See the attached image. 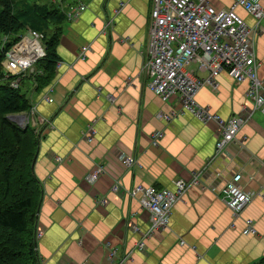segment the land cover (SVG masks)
<instances>
[{
  "label": "crops",
  "instance_id": "obj_1",
  "mask_svg": "<svg viewBox=\"0 0 264 264\" xmlns=\"http://www.w3.org/2000/svg\"><path fill=\"white\" fill-rule=\"evenodd\" d=\"M151 1H54L64 11L78 4L85 9L65 21L50 84L40 93L34 81L26 85L32 109L22 116L41 138L33 171L42 189L36 214L42 264H264V114L254 113L237 140L215 156L216 125L179 113L177 99L164 103L147 87ZM210 1L216 8L231 2ZM236 12L255 25L246 11ZM258 26L254 49L264 80V21ZM187 70L199 79L208 75L197 64ZM217 83L215 92L202 88L196 101L227 120L247 106V84L235 85L224 71ZM170 110L177 112L170 123L157 118ZM154 132L163 133L155 148ZM122 155L135 164L125 167ZM97 167L104 173L91 184L86 176ZM196 173L198 185L188 188L168 227L140 252L134 227L145 230L149 215L128 192L137 185L171 190L172 182L189 183ZM238 173L251 200L234 217L221 190ZM245 220L253 222L255 235Z\"/></svg>",
  "mask_w": 264,
  "mask_h": 264
},
{
  "label": "built area",
  "instance_id": "obj_2",
  "mask_svg": "<svg viewBox=\"0 0 264 264\" xmlns=\"http://www.w3.org/2000/svg\"><path fill=\"white\" fill-rule=\"evenodd\" d=\"M230 1L226 8H216L210 0H152L148 59L144 63L147 87L162 102L167 103L175 98L180 104L179 113L189 114L202 124L216 125L215 156L237 140L238 133L254 113L264 114V80L258 74L260 64L254 49L256 37L260 34L258 24L264 21V7L260 0ZM238 8L254 18V26L247 25L237 14ZM84 9L83 4L73 6L66 13L67 19L75 20ZM28 33L31 39L23 37L6 54L3 62L6 72L15 75L32 71L34 64L45 56L42 36L36 32ZM85 51L87 48L82 47L81 58ZM191 64H197L199 70L206 71L207 77H194L187 70ZM222 71L235 85L247 84V106L227 120L196 101V95L202 88L214 92L218 89L217 77ZM107 99L112 103L114 101L111 96H107ZM45 100L51 102L48 98ZM176 115V111L170 110L159 113L157 118L170 123ZM162 137V132H154L151 146L158 147ZM86 141L91 143V136H86ZM56 160L60 162V158ZM120 160L127 168L135 164L131 157L125 155L120 156ZM103 173V168L97 167L86 176V180L93 184ZM198 177L197 173L194 174L189 183L176 180L172 182L171 190L137 185L128 192L149 215L145 230L134 227V232L140 236L136 244L140 252L144 251L146 240L168 227L173 206L183 200L189 187L198 185ZM241 179V174L233 175L221 190L222 201L234 217L251 200V195L240 186ZM112 191L119 192L118 186H113ZM245 226L250 235H255L251 220H245ZM40 236L41 232L36 230V238ZM112 252L110 250V255H113Z\"/></svg>",
  "mask_w": 264,
  "mask_h": 264
},
{
  "label": "trees",
  "instance_id": "obj_3",
  "mask_svg": "<svg viewBox=\"0 0 264 264\" xmlns=\"http://www.w3.org/2000/svg\"><path fill=\"white\" fill-rule=\"evenodd\" d=\"M54 1L0 0V264H42L36 238L42 189L33 171L41 138L36 129L21 128L9 117L32 109L27 82L34 81L40 93L52 81L56 47L74 6L64 11ZM28 31L42 36L45 56L32 71L10 74L3 66L6 54Z\"/></svg>",
  "mask_w": 264,
  "mask_h": 264
},
{
  "label": "rangeland",
  "instance_id": "obj_4",
  "mask_svg": "<svg viewBox=\"0 0 264 264\" xmlns=\"http://www.w3.org/2000/svg\"><path fill=\"white\" fill-rule=\"evenodd\" d=\"M26 34H27V32H25L23 35L25 36ZM24 36H23V37H24ZM26 113H27V112H26ZM22 114H23V113H19V114H16V115H14V116H10V117H9V120H10L11 122L16 123L19 127L24 128V127L26 126L25 121H24L25 116L23 117Z\"/></svg>",
  "mask_w": 264,
  "mask_h": 264
},
{
  "label": "water",
  "instance_id": "obj_5",
  "mask_svg": "<svg viewBox=\"0 0 264 264\" xmlns=\"http://www.w3.org/2000/svg\"><path fill=\"white\" fill-rule=\"evenodd\" d=\"M26 38L31 39V35L29 33L26 34Z\"/></svg>",
  "mask_w": 264,
  "mask_h": 264
}]
</instances>
